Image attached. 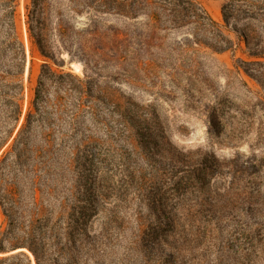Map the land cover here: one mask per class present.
Here are the masks:
<instances>
[{
  "label": "rangeland",
  "instance_id": "rangeland-1",
  "mask_svg": "<svg viewBox=\"0 0 264 264\" xmlns=\"http://www.w3.org/2000/svg\"><path fill=\"white\" fill-rule=\"evenodd\" d=\"M194 1L222 26L231 49H183L186 29H175L160 34L153 66L128 75L107 60L96 69L97 84L117 103L104 114L107 143L88 149L87 175L77 166L55 203L86 229L87 264H264V106L256 97L264 96V56L252 55L240 34L264 36L249 18L251 4L261 3ZM23 2L26 105L43 60L28 39ZM64 67L84 75L81 62Z\"/></svg>",
  "mask_w": 264,
  "mask_h": 264
},
{
  "label": "trees",
  "instance_id": "trees-1",
  "mask_svg": "<svg viewBox=\"0 0 264 264\" xmlns=\"http://www.w3.org/2000/svg\"><path fill=\"white\" fill-rule=\"evenodd\" d=\"M257 1L249 18L264 32V0ZM19 5L0 0V264H32L18 248L30 251L35 264H87L86 229L55 203L58 185L74 180L77 166L88 173V149L107 143L104 114L117 103L97 84L96 69L107 60L128 75L153 66V49L169 30L186 29V50L205 45L220 53L233 44L194 0H24L28 39L43 60L25 105ZM246 31L240 34L251 54L264 56V36ZM72 61L82 63L83 76L64 67ZM256 95L264 106V96Z\"/></svg>",
  "mask_w": 264,
  "mask_h": 264
},
{
  "label": "water",
  "instance_id": "water-1",
  "mask_svg": "<svg viewBox=\"0 0 264 264\" xmlns=\"http://www.w3.org/2000/svg\"><path fill=\"white\" fill-rule=\"evenodd\" d=\"M33 256V255H32Z\"/></svg>",
  "mask_w": 264,
  "mask_h": 264
}]
</instances>
